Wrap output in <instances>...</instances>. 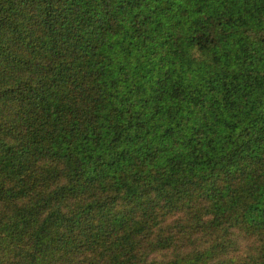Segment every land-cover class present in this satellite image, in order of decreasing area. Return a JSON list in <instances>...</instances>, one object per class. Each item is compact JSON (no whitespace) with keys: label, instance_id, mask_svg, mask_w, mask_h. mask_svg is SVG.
Segmentation results:
<instances>
[{"label":"trees","instance_id":"obj_1","mask_svg":"<svg viewBox=\"0 0 264 264\" xmlns=\"http://www.w3.org/2000/svg\"><path fill=\"white\" fill-rule=\"evenodd\" d=\"M0 264H264V0H0Z\"/></svg>","mask_w":264,"mask_h":264}]
</instances>
